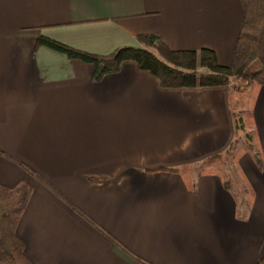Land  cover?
I'll use <instances>...</instances> for the list:
<instances>
[{"label": "crops", "instance_id": "obj_1", "mask_svg": "<svg viewBox=\"0 0 264 264\" xmlns=\"http://www.w3.org/2000/svg\"><path fill=\"white\" fill-rule=\"evenodd\" d=\"M240 0H0V185L26 189L16 233L33 264H255L264 255V87L257 141L229 170L200 162L234 136L227 86L163 88L124 61L94 67L46 37L108 55L155 34L229 65ZM194 164L190 176L169 168Z\"/></svg>", "mask_w": 264, "mask_h": 264}, {"label": "trees", "instance_id": "obj_2", "mask_svg": "<svg viewBox=\"0 0 264 264\" xmlns=\"http://www.w3.org/2000/svg\"><path fill=\"white\" fill-rule=\"evenodd\" d=\"M243 18L229 65H220L214 51L172 50L155 34L137 36L139 46H124L108 55L79 50L46 37L38 44L66 54L69 58L91 63L94 79L116 72L124 61H134L149 71L163 88L227 86L234 136L222 152L200 162L202 173L229 170V164L245 152H253L257 137L248 130L252 124L250 102L253 90L264 87V0H240ZM184 177L194 172V164L162 168ZM28 188L0 185V264H33L24 253L16 224L27 200ZM264 264V255L255 263Z\"/></svg>", "mask_w": 264, "mask_h": 264}, {"label": "rangeland", "instance_id": "obj_3", "mask_svg": "<svg viewBox=\"0 0 264 264\" xmlns=\"http://www.w3.org/2000/svg\"><path fill=\"white\" fill-rule=\"evenodd\" d=\"M230 165V164H229ZM223 171H225V170H223Z\"/></svg>", "mask_w": 264, "mask_h": 264}]
</instances>
